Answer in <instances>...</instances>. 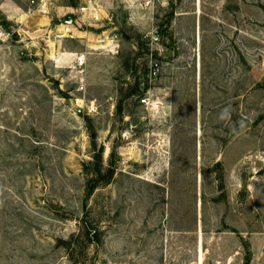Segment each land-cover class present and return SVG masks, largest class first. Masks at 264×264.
I'll return each mask as SVG.
<instances>
[{"label":"rangeland","instance_id":"1","mask_svg":"<svg viewBox=\"0 0 264 264\" xmlns=\"http://www.w3.org/2000/svg\"><path fill=\"white\" fill-rule=\"evenodd\" d=\"M0 264H264V0H0Z\"/></svg>","mask_w":264,"mask_h":264},{"label":"built area","instance_id":"2","mask_svg":"<svg viewBox=\"0 0 264 264\" xmlns=\"http://www.w3.org/2000/svg\"><path fill=\"white\" fill-rule=\"evenodd\" d=\"M32 2H34V0H32ZM65 30H66V31H70V27L67 26V27L65 28ZM156 72H157V68H154L153 70H151V73H152L153 75L156 74ZM146 101H147V98H146V97H142V98H141V102L146 103Z\"/></svg>","mask_w":264,"mask_h":264}]
</instances>
